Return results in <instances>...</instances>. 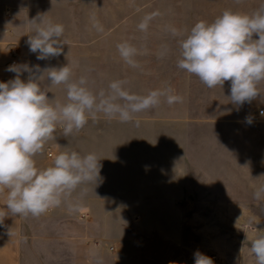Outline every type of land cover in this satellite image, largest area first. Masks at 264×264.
I'll return each instance as SVG.
<instances>
[{"label": "crops", "instance_id": "1", "mask_svg": "<svg viewBox=\"0 0 264 264\" xmlns=\"http://www.w3.org/2000/svg\"><path fill=\"white\" fill-rule=\"evenodd\" d=\"M262 5L264 0H239L209 4L207 10L251 14ZM7 6L0 11V82L15 78V73L7 71L9 48L15 46L17 65H38L42 70L67 65L74 79L86 77V86L98 99L101 92L105 98L114 95L109 87L114 82L113 49L78 40L64 29L62 54L37 60L26 43L35 27L29 22L34 19L30 7ZM217 17L203 21L212 22ZM70 23L59 24L65 27ZM189 31H176L177 45V36L184 38ZM179 48L176 46V51ZM28 75L22 73L21 79L26 80ZM39 83L53 103L67 102L65 85H49L46 79ZM260 90L262 95L251 102L234 104L230 100V81H226L221 114L202 121L209 129L201 135L185 134V138L205 139L201 146L199 142L184 146L178 132L166 136L167 141L159 146H152L144 141L146 137L138 145L132 140L136 137L128 134L101 127L88 129V123L114 121V116L103 112H98L96 119L89 117L80 131L68 136L58 125L55 139L47 141L42 153L34 156L37 168L52 166L56 155L63 151H76L82 156L95 153L101 159L100 179L82 184L68 201L39 217H6L0 226V264H153L151 242L130 233L128 225L132 219L137 225L139 220L150 218H183L182 204L199 202L197 180L204 172L206 186H215L216 182L225 188L223 195L209 194L208 202L238 203L241 215L264 218V193L259 198L255 195L264 187V116L259 114L264 110V83ZM249 117L251 124L246 121ZM124 139L125 143L119 142ZM48 149L52 157H48ZM6 200L7 189L0 192V212H7ZM198 216V212L190 214L191 218Z\"/></svg>", "mask_w": 264, "mask_h": 264}, {"label": "clouds", "instance_id": "2", "mask_svg": "<svg viewBox=\"0 0 264 264\" xmlns=\"http://www.w3.org/2000/svg\"><path fill=\"white\" fill-rule=\"evenodd\" d=\"M29 22L35 26L26 41L29 51L36 54L37 60L59 57L66 44L62 39L64 26L43 16ZM94 26L100 27L98 22ZM140 27L143 29L146 24L141 23ZM176 31L173 29L174 34ZM118 47L121 55L132 63L134 50L124 44ZM177 66L197 76L208 88H222L230 81V100L234 104L243 105L261 96L264 5L251 14L225 10L212 22H197L180 40ZM7 71L16 75L0 82V192L7 189V212H0V226L9 216L39 217L68 201L82 184L100 179L101 159L95 153L82 156L76 151H63L56 155L52 166L37 168L34 156L42 153L47 141L55 139L58 125L64 136H68L80 131L89 117L96 119L98 112L129 121L131 113L156 106L166 94L156 90L147 97L129 96L121 89V82L115 81L109 86L114 95L105 98L101 92L98 99L86 86V77L74 79L67 65L43 70L38 65H11ZM24 72L29 73L26 80L21 79ZM45 79L49 85L66 86V103L52 102L39 83ZM117 97L128 103H116ZM181 101L179 95H167L169 104ZM246 121L252 123L250 117ZM261 193L264 187L257 190L256 197ZM69 208L72 210L71 204ZM251 251L257 264H264V231L251 241ZM194 260L195 264H213L210 257L199 251L194 254Z\"/></svg>", "mask_w": 264, "mask_h": 264}, {"label": "rangeland", "instance_id": "3", "mask_svg": "<svg viewBox=\"0 0 264 264\" xmlns=\"http://www.w3.org/2000/svg\"><path fill=\"white\" fill-rule=\"evenodd\" d=\"M224 2L239 0H0V11L7 5L30 7L34 18L48 17L57 24L69 21L70 26L64 29L78 40L114 50V82H121V89L129 96L147 97L156 90L166 93L156 106L131 113L129 121L114 116L111 122L88 123V129L101 127L128 134L136 137L132 140L138 145L146 137L144 141L152 146H159L167 141L166 136L178 132L184 146L191 142L201 146L205 139L185 136L206 132L209 128L202 121L221 114L222 88H208L197 76L178 68L180 57L176 55L180 50L176 51V46L180 47L183 37L177 36V45L173 29L189 31L191 22L221 15L222 11H208L207 6ZM96 22L99 29L94 26ZM141 23L146 27L142 29ZM122 44L134 50L132 63L121 55L118 46ZM167 95H179L182 101L169 104ZM115 102L128 103L119 97ZM205 174L197 180L199 202L182 204L183 218H150L139 220L137 225L132 219L128 225L130 233L151 242L153 264H195L197 251L210 257L213 264H257L251 241L264 231V218L250 224L251 218L239 213L240 204L208 202L209 194L223 195L225 188L216 182L215 186H206ZM192 212L199 216L191 218Z\"/></svg>", "mask_w": 264, "mask_h": 264}, {"label": "built area", "instance_id": "4", "mask_svg": "<svg viewBox=\"0 0 264 264\" xmlns=\"http://www.w3.org/2000/svg\"><path fill=\"white\" fill-rule=\"evenodd\" d=\"M9 52H10V60L8 62V67L11 65H17L18 64V60H17V50L14 46H10L9 48ZM264 110H259V114H261V112ZM48 157H52V151L50 149H48Z\"/></svg>", "mask_w": 264, "mask_h": 264}]
</instances>
